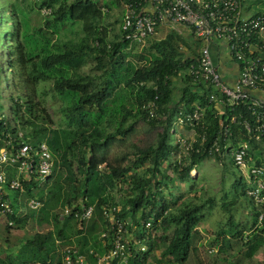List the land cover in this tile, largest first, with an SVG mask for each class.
Returning <instances> with one entry per match:
<instances>
[{
	"label": "trees",
	"instance_id": "16d2710c",
	"mask_svg": "<svg viewBox=\"0 0 264 264\" xmlns=\"http://www.w3.org/2000/svg\"><path fill=\"white\" fill-rule=\"evenodd\" d=\"M247 1L245 8L252 15L264 13L252 11V3ZM109 2L120 4L119 0ZM33 3L35 16L24 14L25 21L17 15L15 8L13 14L9 12L11 37L4 34L3 40L8 67L0 63V97L6 90L10 101L9 118L0 113V137L6 129L12 133L23 131L32 145L45 141L52 153V173L43 181L34 175L25 181L21 199L33 196L32 189L41 191L57 172L52 186L62 191L64 205L71 208L92 205L93 214L89 220L79 221L72 215L60 216L58 212L55 214V232H36L32 237L24 238V242L19 243V251L31 246L33 251H44L46 256L57 252L56 264H61L60 251L54 250L58 239L62 240L58 243L61 248L75 243L81 249L87 246L101 252L99 236L109 224L102 207L119 204V217L130 222L127 224L129 229L135 226V235L145 244V250L137 254L131 248L128 264H186L190 254L197 251L193 237L199 234V224L205 217L204 208L207 204L209 209L212 208L214 201L207 198L202 202L190 201L171 207L172 201L163 189L173 185L175 179L193 181L191 172L195 165L208 158L222 167L229 159L241 174L229 154L230 148L223 157L207 154L203 149L217 133L220 118L237 113L238 108L208 104L204 85L193 84L190 77L182 73L186 66L195 62L199 47L198 44L188 45L190 55L184 54L180 48L185 44L184 39L178 33L170 32L159 40L148 37L145 51L133 53L136 44L122 40L120 30L111 32L104 23L103 0H41ZM43 7L50 8L51 12L43 15L40 12ZM74 22L79 27L77 38L59 40L57 24L68 26ZM88 65L90 71L84 72L83 67ZM46 81L51 82L52 90L67 101L65 118L71 128L49 129L47 126L53 125V121L38 99L39 85ZM151 101L156 103L158 115L155 118H149L143 108ZM195 103L205 107V128L196 126V132H205L207 141L199 146L198 152L192 151L189 156L177 160L173 155L179 151V145L170 132L174 115L179 110L192 111ZM220 109L224 114H217ZM136 121L155 129V140L145 146L131 143L119 158L110 160L111 146L122 143L133 133ZM231 131L235 134L230 140L233 145L246 138L237 123L231 125ZM78 148L82 151L78 159L79 176L69 169L68 161L72 157L70 153ZM261 150L258 144L251 142L246 156L248 162L264 163ZM59 153L60 157L56 159L55 155ZM63 164L67 165L65 175L62 169L57 170V166ZM8 176L13 175L10 172ZM239 178L243 183L241 192L234 189L238 180L233 181L231 187L235 195L224 202L222 208L232 221V209L243 201V204L247 203L250 221L236 225L230 239H239L247 247L246 256L251 257L264 245V215L258 221L263 206L256 205L247 195L250 183L242 174ZM112 190L121 192L118 199L113 195L109 197L108 192ZM36 197L43 205L22 217H13L15 225L28 219L43 221L46 202L41 193ZM147 220H150L148 228L145 227ZM12 228L6 225L8 232ZM221 234L222 230L216 233L217 236ZM72 236L74 240L70 239ZM221 242L223 246L217 245L218 248L221 246L219 250L230 246L224 240ZM159 250L157 256L155 253ZM5 258L10 259V256ZM33 259L34 255L32 262ZM0 262L5 264L1 259ZM252 264H264V260Z\"/></svg>",
	"mask_w": 264,
	"mask_h": 264
},
{
	"label": "built area",
	"instance_id": "2783aa9c",
	"mask_svg": "<svg viewBox=\"0 0 264 264\" xmlns=\"http://www.w3.org/2000/svg\"><path fill=\"white\" fill-rule=\"evenodd\" d=\"M119 1L122 6V40L142 45L158 27L167 26L174 30L177 25H182L203 43L195 62L186 66L182 73L189 76L193 84L204 85L208 104L220 108L236 106L238 112L220 118L217 133L208 144H204L206 134L196 132V126L205 128V107L195 103L192 111L179 110L170 129L179 145V151L173 156L177 160L181 156H189L204 144L207 154L216 153L223 157L230 148V156L251 185L246 190L247 195L256 205L263 206L258 216V221H261L264 215V163H249L246 156L251 142L258 144L264 154V13L252 15L245 8L247 0ZM40 12L47 15L51 9L43 7ZM230 64L237 68L232 81L226 80L221 73L222 66ZM143 108L149 118L158 115L155 101ZM222 111L218 110L217 114H224ZM235 123L243 128L246 138L233 145L230 140L235 134L231 125ZM53 167V156L45 141L32 145L23 131L12 133L6 129L4 136L0 137V217L5 219V225L13 227V217H22L29 210L43 205L36 196L21 199L24 182L33 175L36 179L45 180ZM10 172L11 178L8 176ZM102 209L109 221L99 236L102 251L96 252L87 246L81 249L75 243L65 245L59 250L61 264H128L131 248L135 254L145 250V244L135 235V226L129 229L127 224L130 222L119 217V204L105 205ZM59 214L87 221L93 214V206L71 208L64 205ZM149 226L150 220H147L145 227Z\"/></svg>",
	"mask_w": 264,
	"mask_h": 264
},
{
	"label": "rangeland",
	"instance_id": "374dc122",
	"mask_svg": "<svg viewBox=\"0 0 264 264\" xmlns=\"http://www.w3.org/2000/svg\"><path fill=\"white\" fill-rule=\"evenodd\" d=\"M8 2V0H7ZM6 0H0V63H3L4 67L7 68V63L5 62L6 53L3 49L4 43V34H8V37H11L12 23H11V15L9 12L13 14V10L15 11V5H12V8H9ZM31 4L33 3L32 1ZM252 11L260 10L264 11V0H249ZM23 6H26V3L23 2ZM15 8V9H14ZM17 15L21 17L22 21H25L24 13L20 10H17ZM30 15H34V12L30 13ZM35 16V15H34ZM31 21V20H30ZM114 30H116L117 25L116 21H110ZM69 24V23H68ZM58 28V36L60 39H76L78 36V25L69 24L68 26H62L57 24ZM159 30L155 32V37L160 38L164 36L165 33L172 31L171 28L167 26L158 27ZM175 32L178 33L185 43L181 46V50L186 51L189 50L187 46H196L198 44L199 50L202 46V42L197 40L193 33H191L190 29L184 27L182 25H177L174 29ZM54 36V39L56 38ZM147 40L144 44L146 45ZM199 41V43H198ZM144 44L133 47L132 52L135 51L143 52L145 51ZM185 48V49H184ZM155 50V49H153ZM147 52V51H146ZM5 53V54H4ZM131 58V56L129 57ZM134 63L141 62L135 61ZM90 65L83 67L84 72L90 71ZM38 99L41 101L42 105L46 108V111L50 115L53 125H48L49 129H67L71 128V125L67 124V120L65 118V99L61 97L58 93L52 90L51 82L46 81L42 82L39 85L38 90ZM9 104L10 101L7 97L6 90L1 92L0 97V105L2 106L0 113H3L5 118H9ZM156 137V130L148 126L145 122L136 121L135 122V130L133 133L129 134L122 143L112 145V149L110 151L109 159L112 160L115 157H120V155L127 151V146H130L131 143H135L137 145L145 146L147 144L152 143ZM121 145V146H120ZM120 153H117V152ZM72 157L70 156V166L69 169L76 173L77 176V168H78V159L82 154L80 148L75 149L72 153ZM260 155V154H259ZM263 157L264 154L262 153ZM56 159H59L60 153L55 155ZM62 169L63 175L67 171V165H58L57 170ZM195 170H192L191 174L194 177L193 181L190 182H179L177 179L173 182V185L169 186L166 189H163V193L168 196L169 200L172 201L171 207H178L184 203H188L190 201H199L202 202L207 198H212L214 203L212 208H208V204L204 208V219L200 222L198 227V233L193 237V245H196L197 251L196 253L192 252L190 254L189 260L186 264H252L259 260H264V245L261 246L251 257H247L245 254L246 246L237 239L236 241L230 239L231 235L236 230V225L244 224L245 222H249V207L247 203L244 201L242 204L235 206L232 209L233 218L232 221H229V215L225 213L222 208V204L224 202H228L233 199L235 195V190H242L243 183L241 182L239 176L241 174L238 170L229 162L222 167L217 161L214 159L208 158L198 162L195 167ZM49 183L42 188V192L37 189H32L33 196H37L38 193H41L46 202V211L43 217V221L39 222L33 220H26L21 225L13 226L8 232L5 225V219L0 217V259L4 261L5 264H56L57 252L54 250H60V244L57 240L55 243L54 253L46 256L44 251H33L31 246H27L26 248H22L19 251L21 245L20 242H24V238H30L36 232L45 233L48 230L55 232V214L60 211V208L64 205V196L62 191L56 190L52 186V181L57 178V172L54 173ZM59 174V173H58ZM238 180L236 187L234 189L231 187L232 182ZM109 197L112 195L118 199L121 192L118 190L109 191ZM225 196V197H224ZM224 197V198H223ZM242 200H244L242 198ZM222 230V234L217 236V231ZM70 239L74 240L72 236ZM225 243H229L228 248H224L219 250L217 245ZM7 241V243H4ZM22 242V243H23ZM221 242V243H220ZM7 244V245H6ZM216 244V246H214ZM223 246V244H222ZM9 247V248H8ZM159 251L155 254L158 256ZM10 256V259L5 258L6 256ZM34 255V259L32 262L31 259ZM224 257V258H223ZM26 262V263H25ZM32 262V263H31ZM1 264V262H0Z\"/></svg>",
	"mask_w": 264,
	"mask_h": 264
},
{
	"label": "crops",
	"instance_id": "0c3cea01",
	"mask_svg": "<svg viewBox=\"0 0 264 264\" xmlns=\"http://www.w3.org/2000/svg\"><path fill=\"white\" fill-rule=\"evenodd\" d=\"M29 1L30 0H8V2H7V0H6V2L9 5V8H12V5H15V8L17 10H20L24 14H30L33 11L32 8L34 6V3L31 4V2H29ZM109 1L110 0H103V3H104V7L102 8V10H103V21H104V23H106L108 25V29L111 32H113V31L118 32L120 30V23H121V18H122V6L119 3L112 5ZM23 2L26 3L25 7L23 6ZM110 21H116V24H118L116 30H114V27L112 26ZM11 22H12V20H11ZM157 30H159V29L157 28ZM157 30H156V32H157ZM173 31L175 32V30H172L171 32H173ZM168 33H169V31L167 33H165L164 36H162L160 38L155 37V34H154V35L150 36V40L151 39L159 40L161 38H164L166 36V34H168ZM177 33H180V32H177ZM213 49L216 50L215 47H213ZM185 50L186 51L183 50L184 54L190 55V52L187 49H185ZM214 50H212V52L216 55V52ZM221 73L223 74V77L226 80L232 81L233 78L235 77V75L237 74V68L234 64H230L227 67L222 66ZM175 93H178V92L176 91ZM117 153H120V152L118 151Z\"/></svg>",
	"mask_w": 264,
	"mask_h": 264
}]
</instances>
